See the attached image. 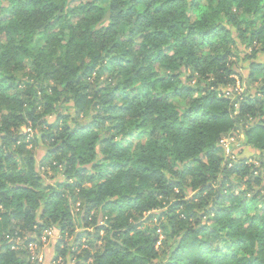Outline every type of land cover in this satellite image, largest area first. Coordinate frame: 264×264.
Wrapping results in <instances>:
<instances>
[{
	"label": "clouds",
	"instance_id": "obj_1",
	"mask_svg": "<svg viewBox=\"0 0 264 264\" xmlns=\"http://www.w3.org/2000/svg\"><path fill=\"white\" fill-rule=\"evenodd\" d=\"M90 2L82 0V4L77 5L68 0H37L35 7L28 10L31 20L26 38L13 30L12 25H5V37L0 40V81H5L0 83V137L26 135V140L15 144L0 140V192H8L7 199L0 197L3 200L0 203V255L5 256L0 264H97L105 249L110 247L108 242L116 239L113 231L125 232L138 224L140 227L128 237L121 235L116 242L133 256L143 257L145 264H168L174 241L179 240L184 230L195 226L194 222L173 220V217H183L193 211L203 216L213 196L206 195L198 206L194 203L160 220L146 222L148 216L167 213L181 197L189 200L202 183L218 186L224 161L229 158L236 163L249 155L256 156L248 161L253 167L245 173L230 175L229 180L241 186L239 190L248 194L249 201L259 192L252 203L259 205L264 198V166L260 162L264 155V131L250 134L255 124L264 122V72L249 77V65L254 61L264 62V38L249 39L251 32L264 24V0H200L198 7H193L191 0H182L152 15L155 8L165 4V0H157L149 10L152 24L143 32H164L169 39L166 42L147 41V54L155 56L162 48L178 43V39L188 36L190 28L205 31L219 23L230 31L226 38L215 41L214 48H195L192 55H188L185 48L169 53L162 64H156L150 73L140 77L136 75L140 63L133 64L127 71H104L102 61L110 51L115 56L127 51L114 49L113 45L119 43L121 34L128 35L133 24L127 22L117 36L94 37L92 33L107 16L110 4H97L102 11L92 13L78 10ZM129 6L128 0H124L123 8L126 10ZM135 7L138 14H144L147 5ZM74 16L78 19L73 20ZM240 21L245 23L240 25ZM252 21L256 24L252 25ZM173 25L175 27L169 31ZM240 27L245 29L243 38H237ZM225 51L234 53L233 59L226 65H211L210 57ZM246 54L251 58L246 59ZM137 56L142 59L139 54ZM206 57L209 59L205 60ZM90 68L93 70L89 71ZM225 68H238L243 79H223L221 73ZM163 74L174 75L176 79L160 84L158 81ZM148 76L155 86L147 89V99L129 104L127 100L113 98L117 95L114 90L131 92L135 88L140 91ZM70 83L71 88L68 87ZM181 87H190L192 92L174 95ZM211 93L217 98L227 97L228 103L222 107L207 106L205 98ZM247 98L258 99L260 103L242 112L240 105ZM113 107H128L129 111L123 118H117L110 111ZM195 109L210 115L226 112L227 116L218 125L206 119L193 127L184 117ZM58 114L65 117L58 121L59 130L49 129L47 125L57 122ZM40 120L47 124L39 125ZM101 121L102 126H97ZM90 123L94 126L89 133L71 135L73 129ZM44 134L54 136L55 140L41 139ZM103 140L108 144L102 145ZM209 146L223 148L215 161L205 157ZM58 147L60 152L52 151ZM9 153L14 156L11 161L5 159ZM46 154H49L47 160L44 159ZM201 157H204V166L195 165L186 178L187 183L181 182V187L172 190L167 197L149 198L150 193L162 187L149 179L153 172L162 173L166 180H180L174 174L189 161ZM114 164L121 165L118 178L105 176V169ZM253 168L259 171L254 172ZM81 169L87 172L79 175ZM250 174L255 183H248ZM77 183L82 187L75 188ZM57 184L59 188H55ZM17 185L33 191L14 193L12 189ZM47 185L66 195L63 200L55 201L41 218L40 213L50 196L45 190ZM137 196L141 197L140 206L128 207L123 214L118 208L104 207L109 202L119 203ZM90 202H96L93 214L104 216V220L98 222L109 226L108 232L98 234L99 241L95 224L85 228L80 219ZM25 207L34 209L32 219L27 222L22 218ZM65 215L73 223L71 229L62 231ZM257 215L258 210L250 206L235 232L227 220L212 226L223 229L221 237L247 239L251 246L239 255L250 258L258 253L256 241L260 233L249 227ZM207 220L208 217H204L201 223ZM36 224H45L46 229L41 232ZM83 231L91 235L77 240V234ZM157 237L153 254V240ZM30 238L35 243H27ZM60 240L64 243L57 248ZM13 241L14 247H5ZM140 247L145 251L137 253ZM122 256L123 253L110 259L115 264ZM128 259L131 261V257Z\"/></svg>",
	"mask_w": 264,
	"mask_h": 264
},
{
	"label": "trees",
	"instance_id": "obj_2",
	"mask_svg": "<svg viewBox=\"0 0 264 264\" xmlns=\"http://www.w3.org/2000/svg\"><path fill=\"white\" fill-rule=\"evenodd\" d=\"M78 0H68L70 4H74ZM37 0H0V40H3L5 37V25H12L13 30L18 31L21 37L27 36V29L30 24L31 16L29 15V9L34 8ZM178 2H182V0H165V4H162L160 7L155 8L152 11V15L159 14L163 12L165 7H172ZM251 2V0H249ZM258 2V0H256ZM109 3L110 9L107 16L100 22L97 26L96 30L92 33V35L96 38L100 37H109V36H117L119 30L127 24V22L131 21L133 24L132 29L129 31L128 35L125 37L124 35H120V40L118 44H114L113 48H125L127 51L124 55L115 56L111 55V51L107 56L104 57L102 63L104 64V71L114 72L116 70L127 71L130 66L135 63H140V68L137 71V77H140L144 74L150 73V70L156 64H162L165 59H168L169 53L178 52L180 48L188 49V55H192L193 50L195 48H200L201 50L214 48L215 41L219 39H224L229 34L228 29H226L222 24H216L215 26L208 28L205 31H197L195 29L190 28L189 34L187 37L182 39H178V43L169 45L167 47L162 48L155 56L147 54L145 50L147 49V41H161L166 42L169 37L164 32H143V29L150 26L152 21L149 18V10H152V6L157 3V0H128L129 7L125 10L123 8L124 0H91L90 3L86 5H82L78 10L84 11L87 10L89 13L102 11V9H98L96 7L97 4ZM193 7H198L199 3L195 0H191ZM82 4V2L80 3ZM136 5H147L144 14H138L136 12ZM259 11V9L257 10ZM135 17V19H133ZM59 19V18H57ZM78 17H73V20H77ZM233 20L236 17H232ZM245 22L240 21V25H243ZM252 25L256 24V21L251 22ZM175 25L171 26L169 31H171ZM245 29L240 27L238 29L237 38H243V32ZM137 33H141L138 39H134L137 36ZM9 36L10 32L7 33ZM264 38V24L261 25L259 29H255L251 32L249 39L252 41H259ZM231 43H235V41H231ZM158 45L154 44V47ZM150 51V50H149ZM264 51V50H262ZM142 57V59L138 58ZM234 53L230 51H225L223 54L211 56L210 63L211 65H226L232 58L234 57ZM126 57H131L128 59ZM251 58L250 56L248 57ZM209 58L206 57L205 60ZM95 65H93V68ZM200 67V64H197V68ZM93 68H90L89 71H92ZM251 72L249 77L253 76L257 72H264V63H252L251 64ZM151 75H155V73H151ZM221 77L227 80L229 77H235L236 79H243L241 75L236 72L235 68H225L221 73ZM176 77L174 75L163 74L161 75L158 83L165 84L166 82H171V80H175ZM189 79L191 77L189 76ZM5 81H0L3 83ZM131 81H129L130 83ZM73 85L70 83L68 85L71 88ZM154 83L151 80V77L148 76L145 79V83L143 88L140 91L133 88L131 92L125 90H114L117 91V95L113 98L115 99H124L129 101V104H135L138 99H147L148 92L147 89L154 87ZM11 87V85L9 86ZM192 92L190 87H181L179 88L174 95L179 96L181 94L188 95ZM135 93V94H133ZM228 103V99L225 96H221L217 98L215 93H211L208 97L205 98V104L211 107H222L224 104ZM260 103L258 99L247 98L245 99L240 107L241 111L251 110L255 104ZM113 117L123 118L125 114L128 113V107H113L111 110ZM32 115L31 113L29 114ZM227 116L226 112L210 115L208 112H201L200 109L190 110L184 117L190 126H198L200 123L204 122L206 119L210 123L220 124L224 121ZM65 117L62 114L57 115V122L53 124H48L49 129L59 130L60 124L58 121L64 119ZM95 123V122H94ZM47 122L44 120L39 121V125H46ZM94 124L90 123L86 126L80 127L78 129H73L71 135L76 136L77 134H87L91 131ZM102 126V121L97 125ZM67 129H65L66 131ZM171 130V129H170ZM258 131H264V122L257 123L250 130V134L257 133ZM41 139L55 140L54 136L44 134L41 136ZM0 140L5 141L6 143L15 144L17 141L26 140V135H18L13 137L9 134L6 137H0ZM102 145H107L108 141H101ZM27 146V143L23 145ZM71 147V146H69ZM112 147H115L113 145ZM127 145L124 146V150H126ZM103 150V149H102ZM54 152H60L61 149L58 147L54 150ZM223 151L222 147H213L209 146V151L205 153V157L209 160H217L218 154ZM51 154V153H49ZM44 156V159H48V155ZM5 159L11 161L14 159L12 153H9ZM203 159L201 157L199 159H195L189 161L184 167L174 175H178L180 180H166L162 173L153 172L149 179L153 180L157 185H161L159 191L155 193H150V199H156L157 197H167L172 190L175 188L181 187V182L187 183V177L193 172L195 165H200L203 167ZM31 161V157H30ZM248 159H244L238 163H234L231 167L230 161H224V168L222 169L223 176L219 180L218 186L214 187L212 183H202L199 187L198 192L189 200L185 201L182 197L177 199L171 207L168 209L167 213H154L149 215L146 222H150L153 219L160 220L165 215L169 213H173L178 209H187L191 207L194 203L203 200L206 195H212L213 199L211 204L205 210L203 216H198L195 211L186 215V216H174L173 220L181 219L187 220L190 223L195 224L194 227H190L183 231L182 235H180L178 241H174L175 247L172 249L168 264H264V259H261L264 256V198L260 200L259 205L252 203V201L256 200V197L259 196V192H256L252 195V201H249L248 194L243 191H240V185L233 183L229 180V176L232 174H242L247 172L248 168L253 167L248 163ZM261 164L264 166V155L261 156ZM121 168V165L114 164L110 165L105 169L104 175L112 178H118V170ZM140 170L138 169L137 172ZM144 171H147L146 169ZM253 171H259V169L253 168ZM87 172V169H81L78 173L79 175H83ZM202 175V174H201ZM203 179H207L206 177H202ZM213 180L216 177H212ZM255 178L251 176L248 181L249 184L255 183ZM60 185H56L55 188H59ZM82 185L77 183L75 188H81ZM54 186L47 185L45 187L46 191L50 192V196L48 201L45 203V208L41 211L40 215L43 218L47 214V210L50 207H53L55 201L63 200L65 198L66 193L62 191H56ZM14 193L18 192H27L32 193V189L27 186L17 185L14 189H12ZM251 193V189L248 190ZM0 197L3 199L8 198V192H0ZM141 199L140 196L136 198H125L123 201L119 203L109 202L105 204V209L110 207L118 208L123 214L124 210L128 207H139L138 201ZM239 201V204H237ZM0 203H3V200L0 199ZM255 208L258 210V215L252 218L249 227L253 231H259L260 236L256 241L258 244V253L256 255L251 256L250 258H244L239 255V253L244 250L246 247H249V242L247 239L243 237H239L235 240L229 239L228 236L221 237L220 232L223 231L222 228L213 227V224L220 225L224 221H229L230 226L232 227V231H238L236 225L240 223L241 218L246 214L249 210V207ZM96 211V202H90L85 206L83 214L80 219L83 222L85 228H87L90 224H95V232L97 233L96 239L97 241L101 240V237L98 235L101 232H108L109 226L103 221L104 216L100 215L97 217L93 213ZM12 216H15L16 213H11ZM34 215V209L31 207H25L24 212L22 214V218L24 222H27L32 219ZM204 217H208L207 222L201 223V220ZM72 220L68 215L63 217V228L62 231L71 229ZM38 230L41 232L46 229L45 224H36L35 225ZM113 227L114 222H113ZM140 227V225H135L129 227L127 231L121 232L119 230L113 231L112 235L116 239H118L121 235L128 237L130 233L134 232L136 228ZM175 226L173 235H175ZM91 233L87 231H83L77 234L76 239L80 240L82 238H87ZM141 235H146L141 233ZM116 239L109 241L110 247L106 248L104 253L99 257L97 264H113V261L110 259L113 256H119L123 253L121 260L115 262V264H145V259L141 256H133V253L124 248L121 244L116 242ZM159 240V237L153 240L152 253L155 254L156 249L154 245ZM35 242L31 238L27 241V243ZM63 242L61 241L60 244ZM125 243H128L126 240ZM15 246V241L5 245L6 248L11 249ZM60 246V245H59ZM59 248V247H58ZM137 253L145 251L142 247L136 249ZM129 257H131V261H129ZM5 259V256L0 255V260Z\"/></svg>",
	"mask_w": 264,
	"mask_h": 264
},
{
	"label": "rangeland",
	"instance_id": "obj_3",
	"mask_svg": "<svg viewBox=\"0 0 264 264\" xmlns=\"http://www.w3.org/2000/svg\"><path fill=\"white\" fill-rule=\"evenodd\" d=\"M195 1H196L197 3L200 2V0H195ZM81 2H82V0H78V1H76L74 4L79 5ZM238 51H239V49H238ZM248 57H249V56L246 54V55H245V58H246V59H249ZM232 59H233V58H232ZM253 63H261V64H263L264 62H255V61H254ZM249 67H251V64L249 65ZM235 69H236V72H237L239 75L242 76L240 70H239L238 68H235ZM249 74H250V73H249ZM244 159L254 160V159H256V156H255V155H249L248 157L241 158L238 162H240V161H242V160H244ZM226 161H230V163H231L230 165H231V166L234 164V163H233V160H232L231 158L225 160V163H226ZM238 162H236V163H238ZM231 166H230V167H231ZM57 185H58V184H57ZM193 196H194V195H193ZM193 196H192V197H193ZM192 197H191V198H192ZM61 241L64 243L63 240H60L59 243L56 245L57 248L59 247ZM32 243H35V242H32ZM63 243H62V244H63Z\"/></svg>",
	"mask_w": 264,
	"mask_h": 264
}]
</instances>
